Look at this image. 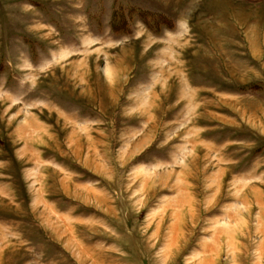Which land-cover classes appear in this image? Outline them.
I'll return each mask as SVG.
<instances>
[{"label":"rangeland","instance_id":"rangeland-1","mask_svg":"<svg viewBox=\"0 0 264 264\" xmlns=\"http://www.w3.org/2000/svg\"><path fill=\"white\" fill-rule=\"evenodd\" d=\"M0 264H264V0H0Z\"/></svg>","mask_w":264,"mask_h":264}]
</instances>
